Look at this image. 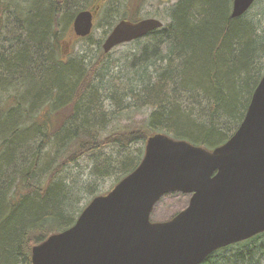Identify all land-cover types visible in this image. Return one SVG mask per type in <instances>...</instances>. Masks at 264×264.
I'll return each mask as SVG.
<instances>
[{
  "label": "trees",
  "instance_id": "1",
  "mask_svg": "<svg viewBox=\"0 0 264 264\" xmlns=\"http://www.w3.org/2000/svg\"><path fill=\"white\" fill-rule=\"evenodd\" d=\"M144 2L124 0L115 18V0H0V264H31L33 245L74 224L83 209L72 208L77 192L94 186L58 179L83 156L117 150L92 169L116 183L139 164L152 133L212 149L242 121L264 69V14L247 18L253 6L231 18L232 0H175L162 27L118 45V59L107 60L118 46L106 53L100 41L92 63L62 57L77 12L99 7L107 34L115 19L140 20ZM107 101L117 108L110 116L152 110L104 134ZM41 156L45 167L37 166ZM263 238L222 247L201 264H264Z\"/></svg>",
  "mask_w": 264,
  "mask_h": 264
},
{
  "label": "water",
  "instance_id": "2",
  "mask_svg": "<svg viewBox=\"0 0 264 264\" xmlns=\"http://www.w3.org/2000/svg\"><path fill=\"white\" fill-rule=\"evenodd\" d=\"M256 0H232L231 18ZM97 8L76 13L73 35L88 36ZM163 26L157 18L119 20L104 52ZM188 194L172 218L150 214L166 193ZM264 233V73L242 121L207 149L164 133L150 134L139 164L92 198L74 224L31 248V264H200L215 250Z\"/></svg>",
  "mask_w": 264,
  "mask_h": 264
},
{
  "label": "rangeland",
  "instance_id": "3",
  "mask_svg": "<svg viewBox=\"0 0 264 264\" xmlns=\"http://www.w3.org/2000/svg\"><path fill=\"white\" fill-rule=\"evenodd\" d=\"M123 2L124 0H115V5L117 4V6H114L113 10L116 11V8L119 9L118 10L119 12L115 18L119 17ZM174 2L175 0H145V2L141 7L137 6V8L139 9L138 13L139 15H141V18L155 17L160 21H162V23L164 24L165 22H167L166 13L168 12L169 7ZM263 14H264V0H258L248 12L247 18H253V19L257 17L263 18ZM115 22L116 19L114 20V23ZM105 23L106 21L104 20V12L101 15L98 10V13L95 14L93 30L91 34L88 36V38L78 39L74 43L73 41L76 38H74V36L72 35L71 30L69 32H65L66 34L63 35L64 37L61 41V44L59 45L62 51V57H65L64 58L65 60L71 58H76V60L83 59L82 60L83 65L84 64L87 65L95 61L96 58L98 57L96 44H98L99 41L102 43L105 36L107 35L104 33V30L106 28ZM124 51H125L124 46L116 47V49L112 50L111 57L107 60L118 59L119 55ZM97 79H100V76L97 77ZM103 80H105V77ZM105 106H106L105 112L108 114H106V120L104 123L105 126V129H103L104 134L109 133L110 131H112V129L120 128L127 124L136 125L140 123L144 118H146L149 115L150 111L152 110L150 108L140 107L139 109H134L132 111H129L128 114H123V115L121 114L119 116L115 114L110 116L112 113H116L117 108L116 106H114V102L107 101V104H105ZM35 144H36V139L30 140L28 142L27 151H25V153L23 151L21 155L23 162L32 159L33 157L32 151L35 147ZM135 146L139 147L141 146V143H138ZM116 152L117 150L109 147V148H105V150H102L101 152H97L96 154L85 155L77 162L65 167L59 173L58 180H61L65 185L70 186L74 184L75 186L84 187L89 184H92L94 186L91 193L86 191V189H81L80 191H78L77 202L75 203L73 202L72 208H74L75 210L84 208L93 197L106 193L111 189V187L114 186L116 180L115 176H109V177L105 176L103 178L100 177L96 178L92 174V169L95 165V159L103 157L104 155H116ZM42 154L43 155L46 154L52 157L53 150H51L50 148H46ZM43 157L41 156V159H39V161L37 160L38 167L40 166L45 167L46 163L45 160L43 161ZM19 162L20 161H17V164ZM12 170H13L12 168H9L6 173L11 176ZM45 181H46L45 179H42V183L40 187L45 186L46 184ZM189 197L190 196L188 194H183L179 192H170L164 194L155 204L153 211L150 214V220L152 222H162L169 220L175 214H177L186 207Z\"/></svg>",
  "mask_w": 264,
  "mask_h": 264
},
{
  "label": "bare ground",
  "instance_id": "4",
  "mask_svg": "<svg viewBox=\"0 0 264 264\" xmlns=\"http://www.w3.org/2000/svg\"><path fill=\"white\" fill-rule=\"evenodd\" d=\"M33 247V246H32ZM30 254H31V250H30Z\"/></svg>",
  "mask_w": 264,
  "mask_h": 264
}]
</instances>
